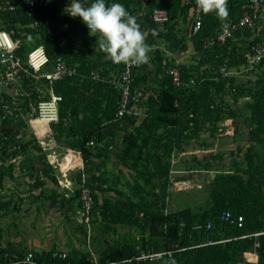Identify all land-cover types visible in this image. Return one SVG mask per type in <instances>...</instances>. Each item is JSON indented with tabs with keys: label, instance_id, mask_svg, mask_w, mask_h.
Segmentation results:
<instances>
[{
	"label": "trees",
	"instance_id": "1",
	"mask_svg": "<svg viewBox=\"0 0 264 264\" xmlns=\"http://www.w3.org/2000/svg\"><path fill=\"white\" fill-rule=\"evenodd\" d=\"M21 1L23 0H0V12L2 8L17 4L15 11H10V21L20 22L21 26L16 27L13 24V32L11 28L0 27L21 40L17 53L26 61L28 51L42 43L50 57L49 69L55 59L62 56L70 65L77 66L78 73L62 77L50 85L46 78L34 77L32 69H29V72H22L19 89L31 90L28 100L32 105H36L40 98L50 96V93L43 94L38 86L40 83L48 88L52 87L53 92L61 96L59 119L51 124L52 131L57 141L63 140L67 148L80 150L84 162L89 166L94 158L102 157L106 153L115 135L114 130L105 131V128L116 119L119 91L112 82L92 75L94 69H101L107 65V61L101 53L90 47L77 52L80 29L68 13L61 15L65 12L63 4L66 0H49L48 7H37L31 14L27 7L20 4ZM244 2L245 0H228L229 15L224 20L215 12L204 14L200 9L202 25L195 34L191 33V28L189 33L195 49L202 54L197 63L179 65L182 85L175 84L172 77L164 71V60H169V57L162 55L161 49L157 48L160 50L159 87L148 98L142 126L135 125L132 132L125 136L127 145L117 154V159L123 166L135 171L136 180L129 183L130 195L121 193L125 197H118L115 201L106 197L100 206L98 191L92 183L99 186L108 182V177L106 173L92 174L91 182L89 181L95 197L92 213L101 207L103 220L148 227L152 235H161L165 243L161 246L160 243L152 241L145 251L165 253L161 257L138 259L142 251L125 240L108 245L101 252L97 264H231L233 261L242 260L244 252L254 242V238L238 236L247 228H264V188L258 182L259 175L264 173V156H260L256 149V145L264 140V61L256 69L250 70L256 73L260 69L257 83L252 86L242 85V88L248 90L239 89L235 93L237 97H241L249 92L250 97L247 103L250 115L246 121L250 127L249 139L252 144L247 167L217 175L209 207L196 214L186 213L185 217H179L154 210L157 201H150L146 195H158L156 188L160 183L167 188L172 156L175 152L184 151L185 144L192 139L199 138L208 123L218 124L224 118L237 116L238 110L231 107L225 98L226 93H229L227 86L234 84L237 77L234 74L225 75L211 64L226 63L231 70L241 68L246 64L245 54L250 44L264 42V37L249 38L254 29L246 28L236 32L227 44H211L210 40L216 37L222 25L231 20H239L244 15ZM112 3L123 4L129 13L136 15L142 31L147 26L144 15L147 4L150 9H168L174 22H167L165 27L173 31L171 34L160 31V35L171 40L175 46L184 37L181 35L179 21L186 20L189 10L197 6L195 0H106L107 5ZM40 19L43 20L42 23L32 26L33 22ZM66 24L68 26L64 27ZM157 31L156 26L153 33ZM30 32L35 39L32 43H27L26 34ZM92 37L95 38L93 35ZM176 39L178 42L175 44L173 41ZM25 66L28 67L26 63ZM146 79V75H136L133 96L140 82ZM125 119L135 124L137 118L126 115L121 120ZM2 186L3 176H0V187ZM133 197L138 200L135 201ZM74 200L79 204V189H76ZM226 209L232 210L235 215L244 214L245 226L238 228L223 222L220 214ZM165 221H168L167 229L159 231L160 224ZM208 221L213 223L209 230L205 227ZM196 224H201L202 227L196 229ZM227 238L231 239L221 241ZM12 247L4 248L0 245V263L21 258L29 250ZM33 251L40 260L62 261L53 256L56 249ZM68 253V260L75 264H95L88 253L78 250ZM258 254L257 263L264 264V235L260 237Z\"/></svg>",
	"mask_w": 264,
	"mask_h": 264
},
{
	"label": "rangeland",
	"instance_id": "2",
	"mask_svg": "<svg viewBox=\"0 0 264 264\" xmlns=\"http://www.w3.org/2000/svg\"><path fill=\"white\" fill-rule=\"evenodd\" d=\"M91 1L83 0L86 6ZM70 3L71 0L65 1L64 11ZM199 12L200 8L196 6L189 10L186 20L179 21L181 35L184 37L178 45H173L172 41L167 38L159 39V42L172 55L175 53L173 57L181 61L178 62L179 65H191L199 61L201 52L195 49L189 33ZM63 14L67 12L61 13ZM7 24L6 17L1 12L0 27H6ZM146 25L143 29L144 34H148V21ZM80 45L81 42L78 39V47ZM156 50L154 53L158 56L160 50ZM174 63L169 59L164 60L163 65L169 66ZM153 72V74L150 72L151 79L145 87L147 92L142 91L145 94L143 99L146 104L149 96L154 94L160 83L161 75L158 71L155 73V69ZM259 72L260 69H257L256 73L234 72L239 80L235 79L234 84L227 86L229 91L226 93L227 98L229 95L235 99L248 97L249 92L241 98L235 94L239 89L244 91L246 89L242 88L246 82L240 79H248L247 75H260ZM136 75L143 74L137 73ZM38 86L43 94L51 92V88L44 83ZM30 92L29 89H16L10 93H4L9 102L2 105L3 112H0V176H3V186L0 187V245L4 248H11L12 245V249H38L39 251L61 249L71 252L78 250L88 253L95 264L99 263L101 252L108 245L119 241H130L142 253H147L145 249L152 241L164 246L163 237L152 235L148 227L103 220L100 214L101 207L91 213L89 221H82L78 217L76 205H73L72 201L75 204L78 202L76 200L67 201L65 196L66 183L70 180L79 182L85 176L91 182L92 174L106 173L108 182L99 186L92 183L98 191L101 206L106 197L115 201L118 197H125L121 193L130 195L129 183L136 180L135 171L127 167L115 166L112 164L113 158L108 160L107 157L103 158L105 154L107 155L106 151L102 157H97L98 160L94 165L87 166L83 161L80 167L67 174L64 173V162L69 161L71 156L76 154L72 148L67 149L63 140L57 141L56 138L53 140L47 137L52 128L48 123L37 118L33 109L36 105H32L28 100ZM136 101L139 103L138 100ZM138 108L140 114L133 115V117L141 119L147 105L138 104ZM220 128L219 124L208 123L202 132L205 133L206 139L200 135L199 138L192 139L185 144V150L188 149L189 152L174 153L167 188L160 183L156 188L158 195L146 194L150 201H157L154 210L179 217H185L186 213H199L210 205L211 191L216 187L214 181L217 175L247 167L252 144L249 135H242L241 143L233 144L230 140V144H225L221 139L224 147L222 150L214 145V150L207 153L197 151L203 145L202 143H207L210 139L223 138L225 135L221 134ZM133 198L135 201L138 200L137 197ZM167 225L168 221L161 223L159 231H165ZM231 264L258 263L247 261L243 257L242 260L233 261Z\"/></svg>",
	"mask_w": 264,
	"mask_h": 264
},
{
	"label": "built area",
	"instance_id": "3",
	"mask_svg": "<svg viewBox=\"0 0 264 264\" xmlns=\"http://www.w3.org/2000/svg\"><path fill=\"white\" fill-rule=\"evenodd\" d=\"M49 0H23L20 4H23L28 8L31 14L37 7H48ZM17 4H11L9 6V11H15ZM150 16L154 24L158 27L157 33L160 31L172 33L173 29L166 28L165 24L169 21L174 22L171 19V14L168 9L161 7H154L150 9L149 4L146 5ZM145 7V8H146ZM245 9L244 15L239 20H231L227 24L220 27L216 34V37L210 40L211 44L215 42L221 44H227L228 41L233 38L238 31H243L246 28H255L257 22L264 17V0H245L243 4ZM43 20L40 19L32 23V26H37L42 23ZM48 22V20H46ZM202 20L200 13L196 15L192 26L191 33L195 34L201 27ZM33 33L26 34V42L32 43L34 41ZM21 44L19 38H14L10 32L5 29L0 28V87L6 89L7 91L18 90L21 83V75L23 71H28L32 69V74L37 79L46 78L50 85L54 81L67 76H74L78 73V68L75 65H70L65 58L58 56L52 64L51 69L48 68L50 63V57L46 51L44 44L39 43L33 46L27 54L26 61L21 55L17 53V49ZM246 64L237 69V72H244L256 69L264 61V42L256 41L252 42L245 54ZM179 61L172 65H165L164 71L169 74L173 82L177 85L183 84L182 72L178 64ZM25 63L28 65L25 66ZM212 67H217V71L222 72L225 75L231 74L232 70L229 69L226 63H214L211 64ZM115 73L111 77H107V66H103L101 69H94L92 75L96 78L108 80L112 82L119 91L118 99V109L116 113V119H123L126 115H138L140 111L135 104V96H133V85L135 82L136 73L139 67L132 66L127 67L124 64L116 65ZM61 101V96L53 92L51 87V92L49 97L40 98L36 106L33 108L37 114V118L47 122L50 126L52 123L57 122L59 119V102ZM35 128V127H34ZM36 133L37 129H35ZM39 135V134H38ZM50 139H55L53 131L47 134ZM40 138V137H39ZM93 142H91L92 144ZM75 154L79 156L80 161L68 169H63L64 173L71 172L72 170L81 166L84 161L82 157V152L80 150H74ZM66 197L74 200L76 189H79V204L76 207V213L82 221H89L90 215L92 213L95 197L94 190L86 176L82 178L80 182L70 180L66 183ZM220 219L223 222H227L238 228L245 226V216L244 214L235 215L232 210H223L220 214ZM213 226L211 221L206 224V229L209 230ZM196 229L202 227L201 224H196L194 226ZM264 235V228L253 230L252 228H247L246 231L241 234L240 238L252 239L254 242L250 245L249 249L244 252V258L250 262H257L259 258L258 248L260 246V237ZM237 238V237H236ZM231 238L223 239L221 241L230 240ZM212 242V241H209ZM165 252H150L141 253L138 259H146L148 257L155 258L161 257ZM170 253V252H169ZM54 257L60 258L61 262H46L40 260L33 250H28L26 254L18 259H14L8 262L0 264H75L68 260L69 253L66 250H56L53 253Z\"/></svg>",
	"mask_w": 264,
	"mask_h": 264
},
{
	"label": "crops",
	"instance_id": "4",
	"mask_svg": "<svg viewBox=\"0 0 264 264\" xmlns=\"http://www.w3.org/2000/svg\"><path fill=\"white\" fill-rule=\"evenodd\" d=\"M161 1H165V0H161ZM92 2H94V0H92L91 3ZM1 12L6 17V21L8 22V24L6 25L7 28L12 29L13 24L16 27L21 26L20 22L12 23L10 21V11L8 8H6V7L2 8ZM144 15H145L146 21H148V23H149L148 34H145L146 43L151 46L152 51L149 53V57H150L149 63L141 65V67L137 71V73H141V74L147 76V79L145 81L140 82V84L136 88L135 104L137 107H138V104L139 105H141V104L147 105L143 99L145 96V94L143 92H145V91L147 92V89H145V87L148 86V84H149L148 83L150 81L149 79H151L150 75L154 73L153 70L155 69V73L158 71L157 66H158L160 59L158 58L157 53L156 54L154 53L156 51V49L160 48L161 54L165 55V56H169V59L171 60V62H177V61L181 62L180 60L175 59L173 57L175 55V53H173V55H172V53L169 52V50L165 46H163L162 43L159 42V39H163L160 35V32L159 33H153L154 29H156V25L154 24L147 7L145 8V14ZM74 21L76 23V26L80 29V33H81L77 37L79 39V41L81 42V45H80L79 49L77 50V52L80 53L81 49H87V47H90L95 52L101 53L104 56L105 54L99 50L98 45L96 43L97 38L96 37L93 38L92 35L89 34V30L86 27V25L82 22L81 18L76 17V18H74ZM67 26L68 25L66 24L64 27H67ZM12 32H13V29H12ZM255 36L264 37V17L257 22V25L254 28V33L249 38H254ZM177 42H178V39L173 41V43H175V44ZM201 54H202V52H201ZM201 54H200V56H201ZM200 56H199V58H200ZM106 66H107V77H111L115 73L114 64L110 61H107V65H105V67ZM150 72H152V73L150 74ZM234 72H237L236 68L232 69L231 74H234ZM251 73H255V72H251ZM247 76H248L247 77L248 79H240V80H242V81L244 80L246 82V86H252V85L257 83V74H254V76H250V75H247ZM237 80H239V79L237 78ZM4 93H10V91L9 90L7 91L3 87L2 88L0 87V112L1 113L3 112L2 105H4L5 102H9L8 98H6L4 96ZM147 94L149 95L150 93L148 92ZM225 98H227V95ZM239 98H241V97H239ZM136 100H138L139 103ZM226 100H227V103L231 107L236 108L238 110L237 116L227 117V118L222 119L218 124L221 127L220 129L222 130L221 134H223L225 136L223 138L221 137V138H217L214 140L210 139L207 141V143H202L203 145L201 146V148L197 149V151L199 153H207L211 150H214V145L218 146L216 148H219L220 150H222L224 147H223V143H222L221 139L225 142V144H230V140L234 144L235 142L241 143L240 138H242V135H244V136L249 135L250 127H249L246 120H247V117L250 115V109L247 107V103L250 100V97L244 96L242 99H235V98H231V96L229 95ZM146 109L147 108H145L143 110L144 113L142 114L141 119H137L135 124L130 123L126 119L125 120L115 119V120H112L111 122L108 123L107 128H105V131L114 130L115 135L113 138L112 145L107 150V155L105 154V156L103 158L107 157V160L109 158H113L114 161H112V164H114L115 166H118L119 168H123V167L125 168V166H123L119 162V160L117 159V154L120 150H122L127 145V143L124 140L125 136L129 135L132 132L135 125L142 126V120L146 115L145 114ZM201 137L206 139L205 133H202ZM256 149L258 150L260 156L261 155L264 156V140L262 143L256 145ZM73 150H75V149H73ZM182 152L186 153V152H189V150L187 149V150H184ZM66 158H67V156H66ZM15 160H17V158H15ZM97 160H98V158H94L93 162L91 164H89V166L94 165ZM100 161H101V159H100ZM11 162H13V161H11ZM258 182L261 184H264V173L259 175ZM66 198H67V201L68 200L72 201L70 198H68V197H66ZM72 203H73V205H76L75 206V209H76L77 204H75L73 201H72ZM30 250L39 251L38 249H30ZM56 250H61V249H56Z\"/></svg>",
	"mask_w": 264,
	"mask_h": 264
},
{
	"label": "clouds",
	"instance_id": "5",
	"mask_svg": "<svg viewBox=\"0 0 264 264\" xmlns=\"http://www.w3.org/2000/svg\"><path fill=\"white\" fill-rule=\"evenodd\" d=\"M195 3L204 14L215 12L221 20L229 15L228 0H195ZM65 11L72 18H81L89 34L97 38L96 43L106 61L127 67L149 63L151 46L146 43L137 17L123 4L107 5L106 0H94L86 6L83 0H71Z\"/></svg>",
	"mask_w": 264,
	"mask_h": 264
},
{
	"label": "bare ground",
	"instance_id": "6",
	"mask_svg": "<svg viewBox=\"0 0 264 264\" xmlns=\"http://www.w3.org/2000/svg\"><path fill=\"white\" fill-rule=\"evenodd\" d=\"M40 121H42V122H45V121H43V120H41V119H39ZM45 123H47V122H45ZM70 150H72V149H70ZM72 151H74V150H72ZM80 161V158H79V156H77V155H72L71 156V158H70V160L69 161H65L64 162V167H63V169H68V168H70V166H73V165H75L76 163H78ZM192 187V186H191Z\"/></svg>",
	"mask_w": 264,
	"mask_h": 264
},
{
	"label": "water",
	"instance_id": "7",
	"mask_svg": "<svg viewBox=\"0 0 264 264\" xmlns=\"http://www.w3.org/2000/svg\"><path fill=\"white\" fill-rule=\"evenodd\" d=\"M67 174V173H66ZM247 178H249V175L247 176Z\"/></svg>",
	"mask_w": 264,
	"mask_h": 264
}]
</instances>
